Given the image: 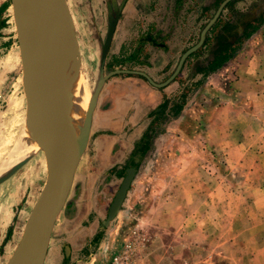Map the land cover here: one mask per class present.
<instances>
[{
    "label": "rangeland",
    "instance_id": "1",
    "mask_svg": "<svg viewBox=\"0 0 264 264\" xmlns=\"http://www.w3.org/2000/svg\"><path fill=\"white\" fill-rule=\"evenodd\" d=\"M11 2L0 0V133L14 84L19 97L22 92ZM222 2L69 0L90 55L82 63L91 91L107 78L45 264H101L131 227L145 233L151 263L212 254L216 264H264V0H229L167 84L156 87L138 73L166 81ZM111 17L117 21L105 47ZM225 40L234 43L231 57L210 71ZM43 160L31 157L0 184V202L12 201L3 206L9 212L0 264L43 190ZM128 168L135 175L108 219Z\"/></svg>",
    "mask_w": 264,
    "mask_h": 264
},
{
    "label": "water",
    "instance_id": "2",
    "mask_svg": "<svg viewBox=\"0 0 264 264\" xmlns=\"http://www.w3.org/2000/svg\"><path fill=\"white\" fill-rule=\"evenodd\" d=\"M11 1L17 26V40L21 48V59L24 67L28 117L34 121L40 138L43 141L46 140L44 147L47 154V177L38 202L26 220L16 248L5 264H43L56 219L65 205L77 165L86 149L91 129L92 112L100 86L107 76L100 79L99 86L91 99V107L86 117V132L83 135L81 144L79 136L75 134V130L69 128L66 115L57 105L56 101H59L60 93L58 91H56L57 93L51 92L47 87V79L40 76L41 69L44 66V60H41V69L39 70L38 60L40 54L48 55L51 51L53 0ZM228 1L223 0L215 15L203 28L199 41L182 54L175 71L166 81L155 83L145 73H138L147 77L156 87L163 86L171 81L179 73L186 57L202 45L208 29L216 21L221 9ZM116 21L115 17H111L109 20L105 47L111 42ZM120 72L131 71L121 69L113 71V73ZM49 135H52V138H48ZM135 171L134 168L127 169L126 176L109 207L108 219L119 211Z\"/></svg>",
    "mask_w": 264,
    "mask_h": 264
},
{
    "label": "bare ground",
    "instance_id": "3",
    "mask_svg": "<svg viewBox=\"0 0 264 264\" xmlns=\"http://www.w3.org/2000/svg\"><path fill=\"white\" fill-rule=\"evenodd\" d=\"M9 7L11 8V17L17 35L13 4L11 3ZM51 23L53 32V39L50 43L51 51L48 55L40 54L38 60L39 70L41 69V60H44V66L41 69V75H39L47 79V87L51 92L57 93L56 91H58L60 93L59 101H55L61 111L66 115L69 121V128L71 127L75 130L74 132L79 136L77 137L82 144L83 135L86 132L87 113L91 107V99L99 86V82L92 92L82 63V59H90V55L86 53L85 48H82L77 34V27H79V25L77 23V18L73 16L69 0H53ZM17 46V57L21 64V77L17 79L16 82L20 81L22 92L20 93L21 97H19L17 93V84H14L13 94L8 98V104L6 105V119L3 122L4 131L0 133V184L4 183L17 168L33 156L44 155L45 161H43L47 168V154L44 147L46 140L43 141L40 138L34 121L28 117V102L24 85V67L21 59L19 41L17 42ZM12 51L13 50H10L6 62L3 64V68H6L7 71H12L13 69L14 52ZM101 88L102 85L100 86L97 100ZM94 110L95 106L92 117ZM48 138H52V135H49ZM66 177L68 179V174ZM5 204H12V201L9 203L6 202ZM1 210L0 212L2 213H8L9 207H2ZM16 245L14 247H9L7 251H5L7 260H9L13 254ZM145 245H147V240L139 244L138 254L141 258H148L149 250H146ZM50 248L51 240H49L43 264H45L50 257ZM93 260L94 259H91V263Z\"/></svg>",
    "mask_w": 264,
    "mask_h": 264
},
{
    "label": "built area",
    "instance_id": "4",
    "mask_svg": "<svg viewBox=\"0 0 264 264\" xmlns=\"http://www.w3.org/2000/svg\"><path fill=\"white\" fill-rule=\"evenodd\" d=\"M122 233L121 240L113 243V246L105 255L108 257L101 264H156L147 261L144 257L141 258L138 254L139 244L146 240L145 233L141 232L137 227L123 230ZM211 256L212 254H208L196 261L184 259L178 264H216L211 262Z\"/></svg>",
    "mask_w": 264,
    "mask_h": 264
},
{
    "label": "trees",
    "instance_id": "5",
    "mask_svg": "<svg viewBox=\"0 0 264 264\" xmlns=\"http://www.w3.org/2000/svg\"><path fill=\"white\" fill-rule=\"evenodd\" d=\"M261 20H264V16L261 17ZM250 22L251 23H249L247 27L248 28L247 33H246L247 35L256 28V25L252 26V24L256 23V20L254 19ZM244 31H246V29ZM222 46H223V51L220 52V54H217L209 63L208 69L210 71L214 70L216 67L220 66L223 62H225L231 57L232 51L230 50L234 48V43L231 41L225 40L222 43Z\"/></svg>",
    "mask_w": 264,
    "mask_h": 264
},
{
    "label": "crops",
    "instance_id": "6",
    "mask_svg": "<svg viewBox=\"0 0 264 264\" xmlns=\"http://www.w3.org/2000/svg\"><path fill=\"white\" fill-rule=\"evenodd\" d=\"M3 206H9L8 204H2L1 202H0V211H2L1 209H2V207ZM7 213H2V212H0V244H1V241L3 240V237H1V234H2V228H3V223L2 222H7L6 220H3V216L4 215H6ZM58 220V219H57ZM58 226V223H57V221H56V224H55V227H54V229H53V231L56 229V227ZM55 235V234H54ZM60 235V234H59ZM53 236V235H52ZM51 242H53V239H52V237H51ZM57 243V242H56ZM222 254H224V251H222ZM218 259V257L216 258V260ZM220 259V258H219ZM219 259H218V261H219ZM218 264V263H217ZM219 264H224V263H222L221 261H220V263Z\"/></svg>",
    "mask_w": 264,
    "mask_h": 264
}]
</instances>
